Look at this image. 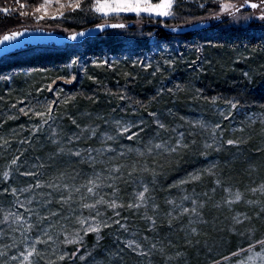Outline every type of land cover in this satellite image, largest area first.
Instances as JSON below:
<instances>
[{
    "label": "rangeland",
    "instance_id": "374dc122",
    "mask_svg": "<svg viewBox=\"0 0 264 264\" xmlns=\"http://www.w3.org/2000/svg\"><path fill=\"white\" fill-rule=\"evenodd\" d=\"M94 4H0V18L58 31L67 29L51 21L133 22L67 45L76 53L59 72L1 76L0 264H79L102 245L111 264L118 255L116 264H153L159 224L172 240L203 239V264H264V100L250 98L264 92V42L224 49L144 29L141 15L172 19L177 0L167 17L104 16ZM261 17L264 0H221L213 14L167 27L218 20L212 33L264 37Z\"/></svg>",
    "mask_w": 264,
    "mask_h": 264
},
{
    "label": "trees",
    "instance_id": "16d2710c",
    "mask_svg": "<svg viewBox=\"0 0 264 264\" xmlns=\"http://www.w3.org/2000/svg\"><path fill=\"white\" fill-rule=\"evenodd\" d=\"M5 1L9 0H0V4H4ZM29 1L31 4H35L36 0H23ZM221 0H177V4L174 8L175 16L172 19H164L160 17H152L141 15L140 19L146 23L144 29L154 31L156 36L159 39H172L173 37L178 36L180 40L184 43L187 40L198 39L201 42H204L207 46H218L224 49L231 48H255L260 46L264 42V37L257 33H254L248 29L232 27L231 29H221L218 32L212 33L214 27H209L204 29L205 31H195L187 32L184 34H175L170 32L167 29V25L172 22H185L193 20L197 17L206 16L213 14L215 10L220 7ZM19 15L0 18V34L6 32L9 27L16 25H25L29 22L33 26V21L27 18H20ZM123 20L130 21L138 19V16L135 15H123ZM102 17H95L86 21L79 22L77 20H68V19H58L57 21H51V25H58L67 29V31H75L82 28H85L89 25L102 22ZM35 26V25H34ZM5 31V32H4ZM209 32V33H208ZM86 39L83 43H86ZM43 47L42 50H37L33 52H28L27 54L21 57H15L10 59H0V78L2 75L12 71H20L26 69L33 70H42L45 72H59L63 68H67L69 62L76 53L75 49H66L67 45L64 47H57L53 45H38ZM34 48V47H32ZM18 51L13 52L16 54ZM251 100L255 102H260L259 100H264L263 93H253L250 95ZM160 228V229H159ZM158 232L161 235V244L158 248H154L152 251L154 263L153 264H203L204 257L198 253L202 246L203 239L193 237H182L179 239L177 237L172 240L166 236L167 229L164 225H158ZM164 230V231H163ZM191 235H194L192 233ZM165 236V237H164ZM94 238V234H92ZM191 239V240H190ZM197 239V240H196ZM113 241V238L110 239ZM125 244V242H123ZM127 244V243H126ZM177 247L179 250L176 251ZM182 247V248H180ZM106 246L102 245L96 249L97 253L93 256L88 257L86 260L79 259V264H111L108 253L112 249L105 250ZM126 249V258H132L133 255H136L131 248L127 247ZM100 253V254H99ZM115 256L113 264H116L121 258ZM122 256V255H121ZM146 258L148 256H145ZM136 258V257H135ZM127 261V260H126Z\"/></svg>",
    "mask_w": 264,
    "mask_h": 264
},
{
    "label": "water",
    "instance_id": "95a60500",
    "mask_svg": "<svg viewBox=\"0 0 264 264\" xmlns=\"http://www.w3.org/2000/svg\"><path fill=\"white\" fill-rule=\"evenodd\" d=\"M246 5L249 6V3ZM216 21L199 20L183 26H170L167 27V29L172 33L180 35L187 32H195L207 29L211 27ZM113 24H123L125 27H127L132 26L133 22H100L75 31H58L43 26H24L18 29L7 31L0 35V40L3 39L4 35H11L13 33L21 34L17 35L15 40L6 41L3 44H0V59L5 55L31 46L53 45L57 47H63L66 45L79 44L84 42L86 39L97 37L112 29L119 28L111 27ZM79 33H84V35L81 36ZM74 34L77 35L76 40H72L70 38Z\"/></svg>",
    "mask_w": 264,
    "mask_h": 264
},
{
    "label": "snow or ice",
    "instance_id": "6c2138e0",
    "mask_svg": "<svg viewBox=\"0 0 264 264\" xmlns=\"http://www.w3.org/2000/svg\"><path fill=\"white\" fill-rule=\"evenodd\" d=\"M260 5H257L255 3L251 4L250 7L257 8ZM43 7V6H42ZM76 8H79V3L75 4ZM173 7V0H160L159 3L152 4L150 3V0H95L94 4V10L97 13H101L104 16H109L113 14H120V13H127L132 12L139 15L140 13H148V14H154L156 16H162L167 17L172 15L171 9ZM232 5L225 4L223 6L224 10L227 11ZM41 9L38 8L37 11H40ZM5 11H8L5 9ZM42 18V17H41ZM264 19V17H261ZM102 27V26H101ZM111 27H119L123 28L125 25L123 24H113ZM21 33H13L11 35H4L3 39L0 40V44H3L6 41H12L15 40L17 35H20ZM79 35H84V33H79ZM72 40L77 39V35H72L70 37ZM127 130V129H126ZM131 138V137H129ZM229 143H232L229 141ZM89 192L92 191V188L88 189ZM239 198V197H238ZM140 199H143V194H141ZM115 207L116 205H111ZM92 231H97L98 229H91ZM261 243H264L262 241ZM31 255V253H29Z\"/></svg>",
    "mask_w": 264,
    "mask_h": 264
}]
</instances>
